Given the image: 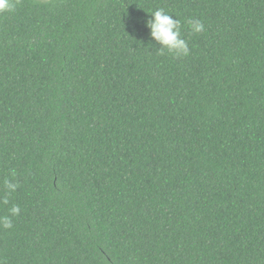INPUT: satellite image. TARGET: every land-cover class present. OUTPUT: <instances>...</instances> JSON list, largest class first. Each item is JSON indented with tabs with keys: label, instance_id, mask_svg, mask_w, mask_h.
<instances>
[{
	"label": "trees",
	"instance_id": "obj_1",
	"mask_svg": "<svg viewBox=\"0 0 264 264\" xmlns=\"http://www.w3.org/2000/svg\"><path fill=\"white\" fill-rule=\"evenodd\" d=\"M161 7L187 57L150 37ZM12 170L0 264H264V0H18L0 199Z\"/></svg>",
	"mask_w": 264,
	"mask_h": 264
},
{
	"label": "clouds",
	"instance_id": "obj_2",
	"mask_svg": "<svg viewBox=\"0 0 264 264\" xmlns=\"http://www.w3.org/2000/svg\"><path fill=\"white\" fill-rule=\"evenodd\" d=\"M18 0H0V14L11 13L16 9ZM151 13V18L146 21V26L150 29V37L158 47L160 54L165 52L174 55L177 58H183L190 55V47L187 40L182 34L181 22L174 18L173 14L161 7ZM191 30L195 33L205 31V24L200 19H193L190 22ZM11 178L5 179V192L0 204L7 205L10 203V196L16 192L18 182H15L16 172L11 171ZM19 205L12 204L8 209V215L0 216V227L11 228L13 226L12 217L20 214Z\"/></svg>",
	"mask_w": 264,
	"mask_h": 264
}]
</instances>
